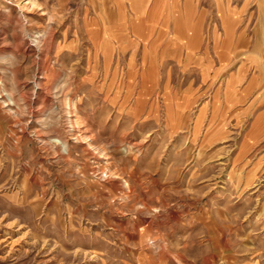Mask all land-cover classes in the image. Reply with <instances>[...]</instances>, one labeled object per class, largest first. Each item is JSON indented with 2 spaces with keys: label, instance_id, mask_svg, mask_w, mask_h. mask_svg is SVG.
<instances>
[{
  "label": "rangeland",
  "instance_id": "obj_1",
  "mask_svg": "<svg viewBox=\"0 0 264 264\" xmlns=\"http://www.w3.org/2000/svg\"><path fill=\"white\" fill-rule=\"evenodd\" d=\"M0 264H264V0H0Z\"/></svg>",
  "mask_w": 264,
  "mask_h": 264
},
{
  "label": "bare ground",
  "instance_id": "obj_2",
  "mask_svg": "<svg viewBox=\"0 0 264 264\" xmlns=\"http://www.w3.org/2000/svg\"><path fill=\"white\" fill-rule=\"evenodd\" d=\"M68 101V100H67ZM69 103V102H68ZM73 122V121H72ZM74 124H75V126L78 124L79 125V121L78 120H75L74 121Z\"/></svg>",
  "mask_w": 264,
  "mask_h": 264
}]
</instances>
